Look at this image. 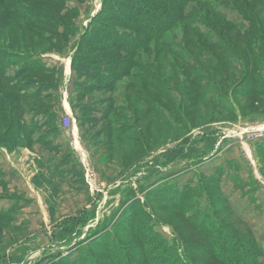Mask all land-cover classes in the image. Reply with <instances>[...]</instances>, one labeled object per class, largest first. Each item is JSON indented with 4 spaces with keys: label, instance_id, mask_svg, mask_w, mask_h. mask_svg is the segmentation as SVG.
<instances>
[{
    "label": "rangeland",
    "instance_id": "rangeland-1",
    "mask_svg": "<svg viewBox=\"0 0 264 264\" xmlns=\"http://www.w3.org/2000/svg\"><path fill=\"white\" fill-rule=\"evenodd\" d=\"M40 1L0 0V47L26 62L19 73V65L0 71V95L8 97L11 107L28 91L36 93L38 106L57 104V86L65 83L67 58L76 49L94 59L126 55L124 50L98 53L95 44L88 45L91 21L103 0ZM95 7L99 10L89 18ZM27 9L46 17L39 18L45 22L26 21L37 20ZM180 15L161 40L137 52L140 62L148 61L153 69L156 90L143 87L141 94L154 105L142 104L128 88L130 77L137 81L139 74L121 77L111 88L102 74L113 75L118 71L114 66L86 64L87 77L75 70L82 64L70 67L74 78L66 85L73 128L58 133L61 150L55 155L67 165L78 164L72 145L76 131L78 153L104 182L102 193L93 191L96 203L101 196L99 211H73L87 195L80 187L77 193L61 190L62 184L72 186L70 175L65 182L46 180L41 174H47L45 163L26 152L5 160L4 167L25 164L23 181L30 176L49 198L60 195L51 200L63 218L55 244L47 235L45 253L37 260L36 252L30 264H168L174 255L190 264H242L239 245L264 251V143L255 142H264V0H193ZM84 21H89L82 32L86 38L79 34ZM125 27L142 33L130 26L119 29ZM131 71L145 72L137 66ZM4 110L0 106L1 115ZM15 122L18 130L10 128L8 134H3L8 123L0 124V146L10 153L33 148L21 122ZM117 126L121 131L112 132ZM46 150L35 153L52 154ZM16 231L0 218V254L16 239ZM221 235L230 240L226 246ZM165 249L170 251L167 260Z\"/></svg>",
    "mask_w": 264,
    "mask_h": 264
},
{
    "label": "crops",
    "instance_id": "crops-1",
    "mask_svg": "<svg viewBox=\"0 0 264 264\" xmlns=\"http://www.w3.org/2000/svg\"><path fill=\"white\" fill-rule=\"evenodd\" d=\"M99 7L93 8L89 18L93 17V15L99 10ZM85 21L80 24V35L85 33L82 32L89 25V21ZM67 59H69L68 65H66V61L65 65L68 71L66 72V70H64L63 73L65 83H62V87L61 85L59 87L57 86V104L55 102H45L42 104L40 103L38 106V103H34L36 101L35 99H23L20 97L22 102L18 103L20 111L19 121L22 124L23 132L30 140V144L34 147L29 148L30 146L27 145L26 147L21 146L20 148L18 147L15 152L10 153V150L7 151L4 147L0 146V159L3 161V164L0 161V218L8 219L10 224L17 228L16 239L11 245H9V247L7 246L3 253L0 254V264H30L31 262L29 259L37 253L39 255H36L39 257L37 260H39L45 253V248L48 245L46 244L44 246L43 240H47L49 237V243L55 244L54 237L56 229L63 219L58 215V209L55 202H51V200L54 201L56 198H59L60 195L58 194L57 197L52 195L49 198V195L45 194V191L40 188V186L34 184L33 179L30 176H28V179L23 181V170H25L23 166L25 164H11L13 166L10 165L9 167H4L5 160L9 157L15 159L16 154L26 152L24 154L31 155L32 160L35 161L36 159L43 161L46 165L47 174H44L43 172L41 174L44 178H46V180L50 179L51 181H54L56 178V180H62L61 182H65L67 179L64 177L70 175L68 180L72 182V186L62 184L60 187L61 190H74L77 193L78 190L76 189L80 187L82 189L81 192L83 191L86 193L85 195H87V199H84L83 204L78 207H74L73 211L77 213L82 212L83 214L91 211L93 215L94 212L99 211L101 196L99 193L97 194L96 199L99 201L96 203L95 200L93 201V199H95V197H93L95 195H93V191L102 193L101 187L104 186V182H102L100 178L93 173L92 165L90 166L88 163L89 161L87 162L85 160L83 153H78L76 146L79 147V144L75 138L77 136L76 131L72 133V145L74 146V150L77 152L75 160L78 164H74V166L67 165L68 161H66L65 158L55 155V152L57 151L56 149L61 150V143L58 139V133L61 131L60 118L62 116L69 117L68 114H70V104L68 101L70 98L67 86L73 82L74 77H72L73 72L70 69L72 56H69ZM55 75L57 77V74ZM66 82L68 85H66ZM30 93L36 94L32 91H30ZM262 141L263 139L256 140V146H260L264 143ZM47 143H50L53 147H47L45 145ZM37 148H48L46 151L52 152V154H48V156L44 154L37 155L35 153ZM44 153L46 154V152ZM55 156L58 158H55ZM76 169L80 170L82 173H77ZM37 170L41 171L40 169H36L35 173L38 172ZM41 183L44 185L43 182ZM4 187L6 189H3ZM61 193L62 196L66 195L64 191ZM95 204H97L96 208ZM98 214L96 216H98ZM72 216H76V214L71 215V217ZM12 232H9V234Z\"/></svg>",
    "mask_w": 264,
    "mask_h": 264
},
{
    "label": "trees",
    "instance_id": "trees-1",
    "mask_svg": "<svg viewBox=\"0 0 264 264\" xmlns=\"http://www.w3.org/2000/svg\"><path fill=\"white\" fill-rule=\"evenodd\" d=\"M191 1L193 0H103V6L100 12L91 21V24L94 25V28L89 36L88 45L95 44L94 50L98 53L105 51L114 53L116 51L121 52L124 50L123 52H126V55L119 53L118 55L94 59L80 55L81 53H78V49H76V54L71 59V66L73 67L75 62L82 64L81 66L74 68L78 74L86 77L90 76L89 72H87V69H85L86 64L97 67L114 66L116 70H118L116 73L111 76L102 74V77L106 78V82H108L111 88L115 87V84L119 81V79H121V77H125L127 75L130 77L129 75L131 74H139L140 77H138L137 81L134 79V77H130L132 80L128 88L136 92L138 98L140 97L143 99L142 104L154 105V102L147 94H141L143 87L152 91L156 90V88L153 87L154 84L153 80L151 79L153 78V69H151L152 67L149 65L148 61L146 65L140 62L141 60L139 59L137 52H139L141 48L150 44V42L153 40H161L164 34L182 19L180 17V13L182 12L185 4ZM40 2H42V4L54 5L56 2L60 1L41 0ZM26 13L27 15H32L34 17L37 16L34 15L29 9H27ZM41 16H37V20L28 19L26 21L36 22L38 24L44 23L45 21H41L39 18L45 19L46 17L43 16V18ZM120 26L138 28L142 31V33L136 30H128L127 27H125L127 30H121L119 29ZM85 34L86 33L82 35L83 38L87 37ZM217 50L221 52L220 47ZM176 57L183 61V58L179 55V53ZM21 58V54L0 47V71L5 70L11 65H19L20 68L16 71V73H19L20 70H23V67L26 64L24 60L20 62L19 59ZM133 66H137L141 69L144 68V74L141 75V73H135V71H131ZM45 85L47 84H41L39 87L42 88ZM47 86L55 85L48 84ZM11 88L15 87L11 86ZM83 88L86 89L87 87L84 86ZM260 90L261 89H257V91ZM20 97H23V99H36L35 97L37 96H35L33 93L25 92L23 95L20 94ZM9 104L8 97L5 95H0V106L6 108L2 115L0 112L1 127L2 125H6L8 123V128L5 129L3 134H8V130L10 128L11 132H13V130H15V132L18 130L17 126L15 125V121H19V105L17 103L16 106L11 107ZM121 128V126H117L116 129L113 128L111 131L117 133L118 131H121ZM2 143L8 144V141H4ZM133 143H135V141ZM189 188L193 187L190 186ZM221 236L223 237L221 243L224 244V246L229 244L228 242H230V240L228 236ZM239 249L241 250L240 255L242 258L240 262L242 264H264V251L262 249L259 254L253 252L252 250L249 251L250 249L246 248V246L240 247L239 245ZM169 252V249H165V255L163 259L167 260ZM206 254L208 255V251L206 252L204 250L201 256L205 257ZM215 256L216 257L214 258H216V260H220L219 258L221 257L218 255ZM165 260L163 262H165ZM170 260L171 261L168 264H190L189 261H182V259L177 255H174V257H172ZM203 264H206V261Z\"/></svg>",
    "mask_w": 264,
    "mask_h": 264
},
{
    "label": "built area",
    "instance_id": "built-area-1",
    "mask_svg": "<svg viewBox=\"0 0 264 264\" xmlns=\"http://www.w3.org/2000/svg\"><path fill=\"white\" fill-rule=\"evenodd\" d=\"M72 128H73V124L70 118L67 116H62L60 119V129L68 133L69 131H71Z\"/></svg>",
    "mask_w": 264,
    "mask_h": 264
}]
</instances>
